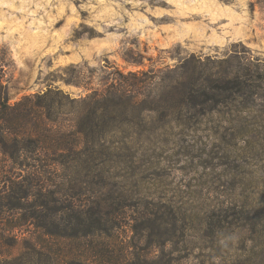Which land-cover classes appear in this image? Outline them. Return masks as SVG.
Wrapping results in <instances>:
<instances>
[{
	"label": "rangeland",
	"instance_id": "1",
	"mask_svg": "<svg viewBox=\"0 0 264 264\" xmlns=\"http://www.w3.org/2000/svg\"><path fill=\"white\" fill-rule=\"evenodd\" d=\"M73 68L97 87L143 80L161 108L65 165L0 133V225H16L0 264H264V0H0L7 105L85 95L61 80ZM195 72L244 86L198 113L162 109Z\"/></svg>",
	"mask_w": 264,
	"mask_h": 264
},
{
	"label": "trees",
	"instance_id": "2",
	"mask_svg": "<svg viewBox=\"0 0 264 264\" xmlns=\"http://www.w3.org/2000/svg\"><path fill=\"white\" fill-rule=\"evenodd\" d=\"M73 69L69 78L61 80L83 89L86 92L85 95L71 97L70 94L56 87H49L42 94L33 96L37 99L36 102L33 103L30 101L31 98L26 97L25 102L22 100L14 107L7 105L8 99L0 74V133L6 129L18 132L24 130L27 137L34 138L29 143L34 152L40 149L50 156L57 155L56 158L52 157L51 161L65 165L78 156L94 153V148L100 143H105L110 133L113 134V127L110 132L112 123L116 121L133 123V118L140 120V113H153L161 108V105L155 102L158 95H153L150 90L146 94V82L143 80L123 82L125 81L123 79L118 82L112 73L108 77L110 81L97 87L93 85L92 78L86 79L81 70ZM140 74L142 77L147 76L145 72ZM243 86L242 81H235L224 87L216 86L206 89L202 83L201 74L195 72L190 75L187 82L176 81L168 87L166 95L171 100L162 109L166 112L186 109L198 113L208 107L222 104L223 94H234L235 90H240ZM37 109L41 111L37 113ZM136 112H139L137 116H135ZM31 167L36 170L35 163ZM42 167L44 172H49V169L55 171L49 160H44ZM31 176L33 177L31 180H35L39 174ZM41 185L38 180L36 186L40 188ZM28 186L31 190L33 183L30 182ZM1 199L6 200L0 195ZM5 208L9 207L0 205V217L6 211ZM15 227L16 225L10 224L4 227L0 225V257L10 255L8 248L12 244L7 237L9 234L7 232ZM99 230L104 229L101 226ZM36 254H40V251Z\"/></svg>",
	"mask_w": 264,
	"mask_h": 264
}]
</instances>
